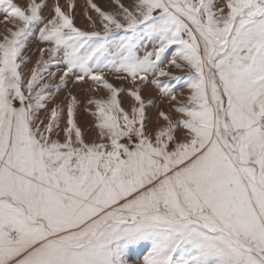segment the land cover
Masks as SVG:
<instances>
[{
    "label": "snow or ice",
    "instance_id": "snow-or-ice-1",
    "mask_svg": "<svg viewBox=\"0 0 264 264\" xmlns=\"http://www.w3.org/2000/svg\"><path fill=\"white\" fill-rule=\"evenodd\" d=\"M88 3L91 30L72 3L0 0V264H264V0ZM34 34L48 47L26 78ZM106 71L132 82L131 112ZM150 74L178 114L155 125ZM69 77L108 92L87 101L90 141L75 95L63 141L64 108L40 116Z\"/></svg>",
    "mask_w": 264,
    "mask_h": 264
},
{
    "label": "rangeland",
    "instance_id": "rangeland-1",
    "mask_svg": "<svg viewBox=\"0 0 264 264\" xmlns=\"http://www.w3.org/2000/svg\"><path fill=\"white\" fill-rule=\"evenodd\" d=\"M14 2L23 4L25 0H14ZM55 2L56 0H47L48 7L45 8L43 12L45 16L50 17L52 15L51 8ZM119 2L123 3L125 6H128L132 4L134 0H119ZM59 3L61 4L62 7H64L65 11H69L68 4L72 3L74 5V8H72L70 11L74 17V23L76 24V26L84 30L92 29V24L91 21L88 19V17L92 16L93 19H96L97 14L93 9H91L88 0H59ZM92 3L97 4L99 7H101L106 11H116L118 7L116 0H92ZM7 26L11 27V25H7ZM97 27L99 28V24H97ZM4 33H5V23L3 18L0 17V38H2ZM46 47H48V45L44 42H41L35 34L27 42L25 55L30 56L31 59L27 64L23 66L22 69V71L25 73L26 78L27 76L30 75V70L36 65V62L41 59L39 49ZM44 58L47 59V54H45ZM170 59H171V53H168V59H166L164 63L161 64V67H165L166 70L168 71L177 72L178 70L168 65V60ZM49 72H57L58 74L52 80H49L48 72H46L44 73V81L58 84L59 75L62 73V69H58L55 66H53L49 68ZM178 74H182V73H178ZM106 76L109 82L113 83L117 87H120L122 85L125 87L126 90L120 94L119 98L121 100V106L124 107L126 111L131 112V106L136 102L134 98L128 94L127 88L133 86L132 82L130 80L129 81L118 80L116 78V75L112 73H108L107 71H106ZM155 78L157 77H153L150 74L149 80L141 88V95L143 96L145 101L146 102L148 100L154 101L152 106L146 109L150 123L152 125H155L157 123V113L159 110H164L173 115H178L177 113L174 112V109L172 108V102H170L167 97L162 96L160 90L155 85L152 84V80ZM158 78L162 81L168 79L167 77H158ZM52 91L55 92L56 90L52 89ZM179 91H182L185 94H187L188 89L185 87L180 89ZM69 93L77 97L78 104L76 107V122L77 125L81 127L82 130L85 131L86 140L90 141L95 137V128H94L95 121H94V117H92L91 112L88 111V109L94 111L95 106L89 105L87 101L92 97H97V98L106 97L108 95V92L106 89L94 85L90 80H88L85 83L74 84L72 77L67 78V86L60 89L59 92L56 93L52 101L47 102V110H42L40 112L41 118H43L45 120V123H47V118L50 115V109L53 106L61 105L64 108V111L59 120V128L57 129L60 132L58 138L61 141H63L64 139L63 129L67 126L66 104H67V99L69 97ZM54 138L57 137H55L54 135ZM130 259L134 261V264H142V257L137 259L136 257L133 256L130 257Z\"/></svg>",
    "mask_w": 264,
    "mask_h": 264
}]
</instances>
